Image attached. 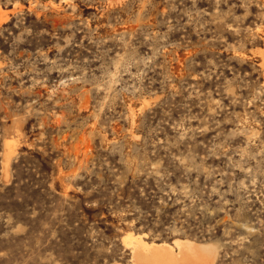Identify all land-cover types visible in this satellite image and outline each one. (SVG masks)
Returning <instances> with one entry per match:
<instances>
[{
    "label": "rangeland",
    "instance_id": "obj_1",
    "mask_svg": "<svg viewBox=\"0 0 264 264\" xmlns=\"http://www.w3.org/2000/svg\"><path fill=\"white\" fill-rule=\"evenodd\" d=\"M127 233L264 264V0H0V264Z\"/></svg>",
    "mask_w": 264,
    "mask_h": 264
},
{
    "label": "bare ground",
    "instance_id": "obj_2",
    "mask_svg": "<svg viewBox=\"0 0 264 264\" xmlns=\"http://www.w3.org/2000/svg\"><path fill=\"white\" fill-rule=\"evenodd\" d=\"M124 238L133 244L132 258L139 264H211L210 244L182 238H176L172 243L148 242L142 234L133 233H127Z\"/></svg>",
    "mask_w": 264,
    "mask_h": 264
}]
</instances>
